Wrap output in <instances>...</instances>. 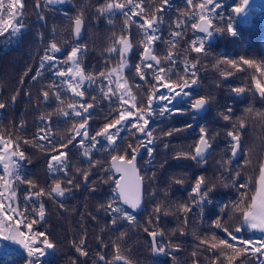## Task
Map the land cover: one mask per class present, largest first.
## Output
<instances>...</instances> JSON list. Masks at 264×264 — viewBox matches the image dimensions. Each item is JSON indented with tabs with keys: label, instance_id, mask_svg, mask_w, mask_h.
I'll return each instance as SVG.
<instances>
[{
	"label": "trees",
	"instance_id": "trees-1",
	"mask_svg": "<svg viewBox=\"0 0 264 264\" xmlns=\"http://www.w3.org/2000/svg\"><path fill=\"white\" fill-rule=\"evenodd\" d=\"M107 1L71 0V4L45 7L44 0H40V9L37 10L36 0H24L25 7L21 18L24 24L23 35L18 42L8 45L0 43V103L7 105L4 109H0V133H3L5 138L8 133L20 138V147L27 157V160L22 162L26 170L25 180L33 181L37 185V191L41 187L50 190V183L55 180H60L65 185L66 181L64 176L59 175L60 173L55 176L48 173L47 160L53 153L50 145L40 140L36 134L40 129L47 128L50 129L57 143L61 142V137L65 138L63 142L66 143L67 137L72 134L70 129H73V125L82 122L80 118H73L71 115L64 117L56 112L58 107L67 109L73 99L80 100V98H74L71 93L67 92L66 86L60 85V78L55 76L54 72L59 68L68 67L65 63L67 54L72 47L78 44L82 49L79 57L90 59V62L85 65L87 75L96 79L99 52L103 40L105 39L107 44L113 43V40L105 38V35L118 33L115 21L109 19L107 14L101 15L100 13V8ZM143 2H150V0H143ZM199 2L200 0H194V3ZM216 2L220 4V8L211 17L213 23L223 27L225 31L222 34L215 33V39L205 46L204 52L199 54L191 51V42L194 38H189L191 33L198 34L191 29V23L194 20H189L188 24L180 29L175 27L179 20L187 19L181 16L182 12L192 11L187 6V0H171L170 6L163 13L168 32L181 31L182 33L183 46H175L174 49L180 51V56L185 58L187 65L197 64L196 80L199 87L196 90L203 97H211L210 111L204 116L199 118L196 116L194 120L189 110L185 117H178L180 119L178 125L174 124L172 128L169 127V123L167 125L166 132L171 131L173 134L168 139L169 149L161 155V160L169 163H184L186 164L184 168L189 171L184 174L188 182L181 183L182 189L177 186L178 202L167 197L166 190L169 186L162 182L160 174L155 179L146 175L147 190L153 187L156 195L153 200L148 197L143 209L134 213L135 222L129 223L120 219L115 227L111 226L104 230L102 228L101 232L96 231L94 228L98 222L94 220L93 213L89 211L92 208L87 207L83 199L73 198L88 192L95 193L97 178V174L92 171L87 179L84 176L80 178V172L76 173L79 167L81 169L86 167L89 158L82 156V150L74 141L67 149L61 150L67 152V163H73L74 166L68 167V172H71L68 178H74L80 187L73 188L71 191L73 195L66 194L67 196L65 195L62 199L42 197L40 202H43L46 209L44 219L36 220L38 216L32 214L27 218L30 224L33 219L37 221L32 224V233L43 232L54 244V248L49 249V252L41 258L42 264H105L116 254L115 245L120 246L121 255L130 259L133 264H213L214 261L216 264H227L219 249L209 250L212 243L218 242V240L211 239L213 234L218 239H227L237 248L249 249L237 256L232 264H264L262 257L257 262L254 260L256 254L251 252L253 245L242 246L240 239L232 240L222 228L214 227V221L220 218L225 227L234 230L239 223V214L234 213L231 206L225 213H220L218 208L211 207L208 214L198 215L195 207L192 206L193 201L190 200L194 198V194L188 193L198 178L197 168L193 160L177 157L179 152L193 150L195 141L200 136L201 127L206 128L211 140L217 142L218 137H221L223 145L230 142L227 136L229 130L238 131L241 140L240 154L237 159H233L232 163V180L235 179L238 184L231 191V202L237 201L242 193H246L250 198L255 191L259 166L264 159V116L258 115V113H264V98H261L259 92L256 91L252 77L256 76L257 81L264 87V75L247 65H241L242 70H238L227 64H217V60L231 58L239 62L240 57H244L257 61L264 68V0H250L249 5L254 8L250 14L245 17H235L233 23L235 30L239 33L235 38L230 37L226 29L229 17L235 15L231 9L239 6L240 0H216ZM158 4L159 0H155V4L151 3V6L146 8L154 11ZM38 11L45 17L44 21L39 20ZM72 14L82 16L85 24V34L80 42H74L71 36ZM5 18H8L7 14ZM6 39L7 34L0 36V42ZM52 42L60 47L61 53H55V61L46 62L45 67L40 69L41 58ZM52 63L56 64V68L51 67ZM37 70H40L41 75L33 80L32 77ZM229 72L231 75H226ZM188 76H191L190 71ZM49 85L52 87L50 88ZM238 87L245 88V91L241 94L234 93L232 89ZM57 90L60 91L62 105L55 98ZM43 91L49 92L47 101L43 98ZM84 92L86 99L92 102H95L93 97L98 99L101 94L97 86L85 89ZM13 96H16L15 102L12 101ZM229 106L232 108V118L225 121L220 114L227 113ZM187 108L189 105L185 106V109ZM248 109L251 111H247ZM49 113H53L50 119H48ZM90 113L92 117L88 127L90 133L94 135L99 129L96 116L97 107ZM42 115L46 118L44 121L40 120ZM241 119L245 124L243 129H240L237 123ZM234 123L237 124L236 129H233ZM187 124H192V127H186ZM176 129L179 131H174ZM155 155L160 156V154ZM91 160L92 164L98 162L100 166L102 163L101 146L97 145L93 149ZM90 167L92 168L89 163L88 168ZM237 172L240 173L238 176L235 175ZM177 179L180 178H175ZM243 184L249 187L239 188V185ZM24 186L25 190L18 191L16 182L19 208L21 209L23 205H25L23 210L26 207L28 209L38 208L39 202L25 203L24 197L30 186L26 182ZM224 196L225 194H223V199ZM180 204H186L192 210L183 213L179 207ZM214 205H218V202H214ZM157 206L161 208L160 213L155 212ZM145 227L151 231L163 233L162 236L156 237V241L161 245H169L167 249L169 254L164 258L152 255L151 239L144 231ZM21 229L25 230V226ZM236 236L254 242L264 240V233L256 230L247 231L246 227L236 233ZM43 239L44 237H39V241ZM81 239L86 241L84 250L87 255L83 256L76 251ZM202 240L205 242L201 243ZM224 251L228 255H235L231 249L225 248ZM100 256H104L105 262L102 263ZM26 259V252L15 246L10 245L0 251V264H25ZM120 264L123 263L120 262Z\"/></svg>",
	"mask_w": 264,
	"mask_h": 264
},
{
	"label": "snow or ice",
	"instance_id": "snow-or-ice-1",
	"mask_svg": "<svg viewBox=\"0 0 264 264\" xmlns=\"http://www.w3.org/2000/svg\"><path fill=\"white\" fill-rule=\"evenodd\" d=\"M65 0H44V6L47 7L53 4H62ZM152 4H155V0H150ZM171 0H159V4L155 6L154 11L149 14L145 7L143 6V0H122V2H116V0H109L102 8H100L101 15L112 14L116 12L121 13L125 18V24L123 31L127 32L130 27V22L138 25L142 32V43L143 51L140 53V63H138L136 68V74L140 80H144L147 83V72L145 69H153V79L157 82L152 85L153 88H158L161 85L168 89L169 93H174L172 95H159L156 96L155 93H150L147 97V107H141L140 102L137 97L132 93L131 87L129 86L128 80L123 78V72L125 68L130 67L127 64V53L132 48L127 36H120L113 41V46L108 49V52L114 53L119 52V65L117 68L110 70L105 76L101 73L100 76L107 80V85L103 82L100 84V91L102 93V98L109 101L111 104L114 99L119 101V111L118 114L105 123L99 131L94 135L90 133V128L88 127L89 119L91 118V113L89 109L96 106L95 103H83V97L85 92L82 90V86L87 81L89 85L96 83L91 76H85L82 69L80 68V63L78 56L81 54L82 49L77 44L71 48L68 52L65 63L69 65L66 69L59 68L54 72V75L60 78V85L66 86V91L71 93L74 98H80V100L73 99L71 103L68 104L67 109L63 107H58L56 112L64 117L71 115L73 118H80L82 123L74 124L73 129H70L72 133L67 137V142L64 143V137H61V142L57 143L50 129L44 128L40 129L36 134L40 140L45 141L50 145L51 152L53 154L49 155L47 160V170L51 176H55L59 173H63L64 179L66 180L68 188L62 187L60 180L54 181V186L50 190L46 188H39L37 191V185L30 180H25L22 175V162L27 160V157L20 147V138L14 137L12 133L7 134V138L3 133H0V238L6 241H11L13 244L20 245L27 254V259L25 264H42L41 258L45 255L47 249H53L54 244L51 242L47 235L43 232L35 233V236L26 235L20 228L23 224L29 230H31L32 224L36 223L35 219L32 223H28V216L30 214L38 216L40 220L45 217V205L41 201L44 196L49 197H64L67 193H71L73 188H79L80 185L75 182L74 178H68V164H67V152L61 149H67L69 145H72L74 141L82 150L81 154L83 157L89 158V163L92 164L91 155L93 149L96 148L99 143L98 137L103 138L106 141V146L103 150L115 153L111 155L110 166L105 169L106 172L110 174H117L118 179L113 181L114 187H112V197L110 198L107 208L105 211L112 217V224L115 225L118 220L123 219L129 223H134L136 216L135 212L141 208L144 188L143 180L145 179L136 165L137 156L139 154L140 148H146L149 157L148 163H151L152 154L154 149L149 147L154 143L153 132L149 130V119L148 117L154 114V102L158 100L167 101L160 110L159 115L164 116L166 113L180 112L187 114L189 110L193 115L195 120L198 113L204 110L209 103L211 97H199L192 99L189 104V108H179V107H169L173 104V101L177 97H190L191 93L185 91L191 87L188 83L189 67L186 65L184 68V75L179 77L178 83H176L175 88L179 91H174L171 82L172 68L162 67L161 60L154 53V44L159 39V25L162 23L163 13L170 6ZM250 0H240L239 6L231 9V12L235 14L229 17V22L227 23V33L230 37L235 38L239 33L235 30L233 20L235 17H245L248 11V5ZM187 6L192 11L182 12V17H187V19L179 20L175 27L180 29L182 26L188 24L189 20H194L191 23V29L194 32L203 33V36L196 37L191 44V51L197 54L204 52L206 41L209 37L213 36L214 33L222 34L225 29L221 26H217L213 23L212 17L209 15L216 14L217 9L220 8V4L216 0H200L199 3H194V0H187ZM211 6V7H209ZM25 4L24 0H0V36H5L7 34V39L0 42L5 45L18 42L20 37L23 35L24 24L22 22L23 10ZM36 9H40V0H36ZM7 14V19L5 18ZM38 18L44 21L45 17L39 13ZM134 17H139V20H135ZM142 21V23H140ZM111 22V21H109ZM247 22L246 20L244 21ZM83 19L82 16H77L74 20V34L78 38L80 36L81 27ZM172 37H181V31H173L171 33ZM118 45V49L116 47ZM174 46V42H173ZM60 47L57 46L55 42L50 44L49 48L45 49V55L41 58L40 69L45 67L46 62H54L56 57L55 53L60 52ZM49 53H52L51 55ZM165 59L170 63L174 64L172 52H169ZM152 62H155L154 64ZM217 64H227L232 68L241 69V65H247L249 68H255L257 72L264 75V68L261 67L257 61L252 59H246L240 57L239 62L235 59L224 58L217 60ZM52 68H56V64H51ZM191 84H196V69L197 64H191ZM41 75L40 70H37L36 74L32 77L36 80ZM226 75H231L227 73ZM115 76V80H113ZM252 82L255 85V89L259 92L261 98H264V87L261 86L260 82L257 81L256 76L252 77ZM115 84L113 88L112 85ZM51 88L52 85H49ZM105 88L107 90L105 91ZM232 91L236 94H241L245 91V88H233ZM43 98L45 101L49 98V92L43 91ZM55 98L60 104H63L60 91L55 92ZM16 96L12 97V101L15 102ZM96 101V98L93 97ZM77 105H79L77 107ZM7 105L5 103H0V109H4ZM115 111V110H113ZM247 111H251L248 109ZM53 115V113L48 114V119ZM225 121H229L232 118V108L228 107L227 113H221ZM258 115L264 116V113H258ZM135 118V122L131 123V128L135 129V133H140L146 138V143L141 142L138 137L133 133L134 139L137 140V146H133L132 143H128L127 147L123 149V154L120 150V132L122 129L128 126V122L131 118ZM46 118L42 115L40 117L41 121ZM239 128L243 129L245 127L244 121L238 120ZM186 127H192V124H187ZM237 128V124H233V129ZM174 131H179L176 129ZM173 132H167L165 135H172ZM227 136L231 138V156L235 158L238 155L241 146L240 136L238 131L229 130ZM79 139L77 140V138ZM88 141V143H85ZM27 143V141H25ZM167 148V145H165ZM212 148L211 138L207 135V130L205 127L200 128V136L195 148L189 151H182L177 154L178 158L191 159L194 162L203 165L206 163L207 156L210 154V149ZM98 163V162H96ZM225 171L229 169L225 168ZM80 169H77L79 172ZM237 172L235 175H239ZM155 175V174H153ZM85 179L88 177V172L84 173ZM113 179L112 175H109L104 182H109ZM16 182L28 183L29 189L24 197V201L27 204L31 201L33 204L39 202V206L32 207L28 209L27 207L21 211L19 209L18 201L19 197L17 194ZM176 183H183L182 180L177 179ZM238 181L232 180V187H237ZM227 186V185H225ZM216 184L211 180L206 179L201 176L196 179L195 186L192 188L191 192L194 194L193 204L197 207H202L205 202L208 205H214V201L211 198ZM249 186L247 184L239 185V188L247 189ZM94 190V189H93ZM34 198V199H33ZM123 206H127L131 211H126ZM103 207V205H101ZM180 209L183 213H188L192 209L186 204H181ZM229 209V205H224L219 208L220 213H225ZM231 210L234 213L239 214V223L235 226L234 230H231L224 226L222 220L217 218L214 221L215 228H222L224 232L227 233L232 240L238 239L236 233L241 232L245 227L252 230H259L264 233V162L259 166V176L256 180V188L250 198L247 197L246 193H242L237 201L231 202ZM156 213L161 212V208L157 206L155 208ZM159 217L157 216V220ZM13 221L15 223H13ZM187 221L185 220V223ZM151 224V220L149 221ZM144 231L152 238L151 251L153 253L169 254L167 249L169 245H161L156 241L158 235L162 236V232L151 231L148 227L144 228ZM123 235V234H122ZM39 237H44L42 241L38 242ZM214 242L211 244L210 249H219L221 255L225 257L227 264H232L237 256L244 252L249 251L248 248L242 247L237 248L231 244L227 239H218L214 234L211 237ZM205 241L202 240L201 243ZM75 243V242H74ZM86 241L81 239L79 245L76 247V251L80 255H87L84 250ZM242 246L254 245L251 248V252L257 255V259L264 257V240L262 241H252L247 239H240ZM43 244V248L39 246ZM223 246V247H220ZM116 254L111 261H106L105 264H131L130 259L121 255L120 246L115 245ZM231 249L235 255H228L225 253L224 249ZM100 260L104 261V256H100ZM219 260V257H217ZM213 264H216L214 261Z\"/></svg>",
	"mask_w": 264,
	"mask_h": 264
},
{
	"label": "flooded vegetation",
	"instance_id": "flooded-vegetation-1",
	"mask_svg": "<svg viewBox=\"0 0 264 264\" xmlns=\"http://www.w3.org/2000/svg\"><path fill=\"white\" fill-rule=\"evenodd\" d=\"M108 2L109 0L106 3ZM116 2H122V0H116ZM105 4H103V6ZM143 6L147 10V12L150 14L151 11L148 10L146 7L151 6V2H143ZM209 15L212 16L211 13ZM76 16L77 15L72 14V19H71L72 26H73V20ZM107 17L115 21L116 29L118 30V33L112 34V35H105V38H109L110 40L114 41L115 39L123 35V36H127L130 43L132 44V48L127 53V61H126L130 67L124 69L123 78L128 80L132 93L137 97L138 101L141 104V107H144V108L147 107V104H148L147 97L150 93H155L156 96H159V95L168 96V95L174 94V93H169L168 89L163 87L162 85L158 88L152 87V85L157 83L153 79V69H145V71L147 72V76H146L147 83L144 80H140V78L137 76L135 66L138 63H140V53L143 51V43L141 42L143 39V36H142V32L139 29L138 25L130 22V27L128 31L124 32L123 28H124L125 18L121 13L116 12L114 15L107 14ZM162 18H163V21L160 24L161 27L159 28V32H158L159 39L155 42L153 46L154 53L161 60L162 67L172 68V73H171L172 86L174 88V91H179L178 88H175V85L176 83L180 82L179 77L185 74L184 68L187 65V61L185 60V58L180 56V51L175 50L174 47L183 46V44L181 43L182 36L172 37L171 33L168 32L169 30H168V25H167L165 17L162 16ZM134 19L139 20V17H134ZM140 23H142V21H140ZM84 27H85V24H84ZM197 33L198 34H190L189 38L196 39V37H200L204 35L203 33H199V32ZM84 34H85V30H84ZM71 36L74 42H80L82 40V39L75 40L73 38L72 27H71ZM214 39L215 37L213 39H207L205 46L210 44V42L213 41ZM173 42H174V46H173ZM112 46H113V43L107 44L106 40L105 39L103 40L102 48L99 52V59H98L99 65L96 70L97 75H96V79H94L96 80L97 85L95 83L89 85L87 81H85V83L82 86L83 91L88 88H94L95 86L100 88L101 82L107 85V80L103 79L100 76V74L104 73L105 76H107L110 70L118 67L119 61H120L118 51L111 53V54L108 52V49ZM116 47L118 49L119 46L116 45ZM169 52H172L174 64H170L165 59V57H167ZM78 59L80 63V68L83 70L85 76H88L87 75L88 73L85 70V65L90 62V59L85 58L83 56H80V57L78 56ZM152 63L154 64L155 62H152ZM187 66L189 67V71H191L190 66L189 65ZM113 80H115V76H113ZM112 87L114 88L115 84H113ZM198 87H199V84L198 82H196V84H194V88L190 87L188 89H185V91H188L191 93V96L187 98L177 97V99L173 101V104L169 105V107L185 108L186 105H189L191 103L192 99L203 97L202 95H200V92L196 90V88ZM106 90L107 88H105V91ZM82 101H85L84 102L85 104L96 103V106L92 109H89V112H93L95 108L97 107L96 116H97V121L99 125L98 131L100 130V128L103 127L105 123L109 122L110 119L114 118L118 114V111L120 110L118 107L119 105L118 100L114 99L113 102L110 104L109 101L104 100L102 98V93L100 94L99 98L96 99L95 102L87 100L86 96L83 97ZM166 103L167 101L157 99L153 105L154 114L148 117L149 119L148 128L149 130L153 132V139H154V143L148 146L152 147L154 149V152L152 154L151 163H148L149 157H148L146 148L139 149V156L137 157L136 165H137L138 171L145 177V179L143 180L144 197H143L141 209L139 211H136L135 213L140 212L143 209L144 202L148 199V197L150 198V200H153L156 195V191L154 192L153 187L147 190V180L148 179H146V175H149L150 177L155 179L157 175L160 174L162 177L161 178L162 182L166 184L167 186H169L166 190V195L169 199H173L172 201L174 202H178L179 191H178L177 186L180 189L183 188V185L181 183L176 184L175 178L179 177L180 180H182L184 183L188 182V178H185L186 175H184L186 173H189V171H187L184 168L186 164L184 163L178 164L176 162L169 163V162H164L161 160V155L164 154V152H166L169 149L168 139L171 138V135L170 136L165 135V133H167L166 131L168 129L167 127L168 123H169V127L172 128L174 124L178 125L180 121V119H178L179 116H182V117L186 116L185 113H180V112L166 113L164 116H160L159 110ZM208 104H209V109L206 113L210 111V107H211L210 103ZM206 113L202 115L197 114V118H199L200 116H204ZM132 122H135L134 117L131 118V120L128 122V126L122 129L120 132L121 154H123V149L127 147L128 143H132L134 147L137 146V140L134 139L133 137V133H135V129L131 128ZM135 136L138 137L141 142L146 143V138L142 134L135 133ZM198 139H199V136L197 137L194 145H196V143L198 142ZM98 140H99V143L97 145L101 146V158H102V163L100 164V166H99V163H94V164H91L92 168L91 167L88 168L89 166V163H88L85 165L86 167H84L83 169H81L80 167L78 168L80 169L79 172L81 173L80 178L81 177L83 178L85 172H88V175L91 174L90 171H92V173L95 172L97 174L96 184H95V193L88 192L86 194H83L82 196H74L73 198L83 199L84 201H86L87 204L90 201H92L93 197L102 198L103 200L102 204H98V203L97 204L99 206V211H101L100 222L104 230L106 228H110L111 226L115 227L116 225V224L115 225L112 224L111 222L112 217L108 215L105 209L107 208L108 202L113 195L112 193V187H114L113 181L115 179H118L119 176L117 174H110L105 171V169H107L110 166L111 155L115 153H111L109 151L103 150L106 146V141L100 137H98ZM229 141H230L229 143H224L223 145V140L221 137H218L217 142L216 140H211L212 148L210 149V154L207 156L206 163L201 165V164L194 162L195 163L194 166H196L197 168L196 170L197 177L203 176L206 179H209L213 183L216 184V187L213 193L211 194V198L214 202H218V205H214V206L208 205L205 202V204L202 205V207H197L196 205L193 204L192 206L195 207V210L199 216L208 214L211 207H216L219 209L220 207L226 204L231 206V191L233 190V187H232L233 158L231 156V151H230L231 139ZM216 143H218V145H216ZM165 145H167V148L165 147ZM155 154H160V156H156ZM67 164H68V167H71V166L74 167L73 163H67ZM182 164L184 165L182 166ZM225 168L229 169V171H225L224 170ZM79 172H77L76 170V173H79ZM59 175L63 176V173H60ZM109 175H112L113 179L107 183L104 182V180L107 179ZM68 176H71V172H68ZM50 184H51L50 188L53 187L54 181ZM61 184H62V187L64 188L69 187L67 183L65 185L63 182H61ZM86 184H88L87 181H86ZM194 186H195V182L192 184L191 188H193ZM108 190L109 192L106 193ZM189 192L191 191H188V193ZM223 194H225L224 199H223ZM55 198L62 199L63 197H55ZM190 200L191 202L193 201V199H190ZM224 200H225V203H224ZM101 205H103V207H101ZM123 207L125 208L126 211H131L130 209L127 208V206H123ZM86 214L88 215L87 212ZM238 239H241V238L239 237ZM255 258H254L255 260H258L257 255L255 256ZM261 259L264 262V257H262ZM111 260L112 259H110V261ZM103 262H105V259L104 261H102V263Z\"/></svg>",
	"mask_w": 264,
	"mask_h": 264
},
{
	"label": "rangeland",
	"instance_id": "rangeland-1",
	"mask_svg": "<svg viewBox=\"0 0 264 264\" xmlns=\"http://www.w3.org/2000/svg\"><path fill=\"white\" fill-rule=\"evenodd\" d=\"M263 6H264V4H263ZM252 9H254L252 6H250V5H248V11H247V15H249L250 14V12L252 11ZM162 21H163V18H162ZM195 22V21H194ZM161 27V25L159 26V28ZM192 34V33H191ZM215 37V33L213 34V36H211V37H209L208 39H213ZM190 66H191V64H190ZM68 67H69V65H68ZM190 69H191V67H190ZM191 72V71H190ZM189 78H188V83L191 85V88H194V85H192L191 84V81H192V78H191V76H188ZM91 119V118H90ZM89 119V120H90ZM80 123H82V122H80ZM263 162H264V159H263ZM25 169H24V164H22V175L25 177V175H26V173H25ZM259 176V175H258ZM17 187H18V191H22V190H25V186H24V183H20V182H17ZM109 192V190L106 192V193H108ZM68 195H70V196H72L73 194L72 193H68ZM102 202H103V200H102V198H98V197H93L92 198V201H90L88 204H87V207L89 206V207H91L92 209H89V211H91L92 213H93V215L92 216H94V220L95 221H97L98 222V225L94 228L96 231H102V225H101V222H100V213H101V211H99V206H98V204H102ZM98 203V204H97ZM18 205H19V203H18ZM39 206V205H38ZM96 208H95V207ZM23 207H25V205H23L22 207H21V211H23ZM46 214V213H45ZM36 220L37 219H39V217L38 218H35ZM13 223H15L14 221H13ZM24 227V225L23 224H21L20 225V228H23ZM22 230V229H21ZM246 230L247 231H252V230H255V229H252V230H250V229H248V228H246ZM26 235H29V236H35V234L34 233H32L33 231L32 230H29L27 227H25V230H22ZM256 231H259V230H256ZM38 242H39V238H38ZM15 246V247H18V248H20V249H22V250H24L20 245H17V244H13L11 241H6V240H3L2 238H0V251L1 250H3L4 248H7L8 246ZM40 246V245H39ZM41 248H43V245L42 246H40ZM25 251V250H24ZM26 252V251H25ZM49 252V249H47L46 251H45V255L47 254ZM44 255V256H45ZM255 260V259H254ZM257 261V260H256Z\"/></svg>",
	"mask_w": 264,
	"mask_h": 264
},
{
	"label": "water",
	"instance_id": "water-1",
	"mask_svg": "<svg viewBox=\"0 0 264 264\" xmlns=\"http://www.w3.org/2000/svg\"><path fill=\"white\" fill-rule=\"evenodd\" d=\"M64 4H71V0H65V2L64 3H62V4H53V5H49V6H52V7H56V6H60V5H64ZM77 17V16H76ZM75 17V18H76ZM75 18H74V20H75ZM74 20H73V26H72V35H73V38L75 39V40H80V39H82L83 38V36H84V30H85V27H84V23H82V27H81V32H80V36L77 38L76 36H75V34H74ZM59 53H61V51L60 52H57V54H59ZM83 71V70H82ZM83 74H84V72H83ZM85 75V74H84ZM224 79V78H223ZM208 109H209V104H207V106H206V108L204 109V110H202L200 113H198V115H202V114H204V113H206L207 111H208ZM231 139V138H230ZM239 154H240V150H239V152H238V155L235 157V158H233V159H236V158H238V156H239ZM138 156H139V154H138ZM137 156V157H138ZM137 161V160H136ZM141 209V208H140ZM139 209V210H140ZM139 210H137V211H139ZM160 235H158L157 237H159ZM150 239H151V244H152V238L150 237ZM152 255L154 256V257H160V258H164L165 256H166V254H160V253H153L152 252ZM121 263H123V261H121ZM131 264H133V263H131Z\"/></svg>",
	"mask_w": 264,
	"mask_h": 264
}]
</instances>
